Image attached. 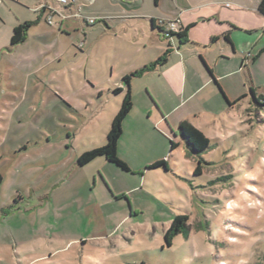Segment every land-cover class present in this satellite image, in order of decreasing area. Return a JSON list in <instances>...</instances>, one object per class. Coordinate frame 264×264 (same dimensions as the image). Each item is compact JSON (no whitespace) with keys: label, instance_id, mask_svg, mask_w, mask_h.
Listing matches in <instances>:
<instances>
[{"label":"rangeland","instance_id":"rangeland-1","mask_svg":"<svg viewBox=\"0 0 264 264\" xmlns=\"http://www.w3.org/2000/svg\"><path fill=\"white\" fill-rule=\"evenodd\" d=\"M3 1L0 264H263L264 98L258 104L252 90L264 96V59L236 72L239 55L218 64L219 74L233 71L218 78L232 105L215 86L190 102L168 90L165 105L177 110L169 116L173 130L149 117L152 101L140 89L118 154L130 171L104 157L78 164L81 153L106 143L127 93L115 83L120 57L133 55L123 47L104 57L98 38L104 20L123 15L125 28L140 34L137 14L195 10L211 0H69L77 17L63 27L57 17L54 25L42 19L16 46L10 39L17 17L25 12L35 20L36 13ZM49 3L65 9L59 0ZM87 31L96 44L90 53ZM183 120L210 138L202 157L188 152L178 129ZM170 139L181 144L171 150ZM158 160L167 167L148 169ZM180 214L189 215L190 231L168 245L165 232Z\"/></svg>","mask_w":264,"mask_h":264},{"label":"crops","instance_id":"crops-1","mask_svg":"<svg viewBox=\"0 0 264 264\" xmlns=\"http://www.w3.org/2000/svg\"><path fill=\"white\" fill-rule=\"evenodd\" d=\"M29 1L15 0L14 3L21 4L20 7L24 6L36 13L35 20L38 19V23L42 19L47 22L46 10L40 7L42 4H50L49 0H36L37 3L33 4L34 7L32 9L28 7ZM260 1L211 0L209 2L212 6H218L222 2L227 4L232 2L235 4V8L230 10L225 8L216 9L208 6V4L195 8V10L190 8L167 10L160 15L140 13L137 14V17L144 21L140 28V34H138L137 27H135L136 30L134 31L130 30V28H125V25L122 24L123 22H120L124 19L123 15H117L112 18L114 23L106 19L104 20L106 28H98L99 50L104 57H107L108 53L117 52L123 47L124 49L126 47L131 49L133 57H120L122 66L118 69L120 74L119 81L115 83L116 88L122 93L130 89L132 96L137 94L140 89H144V94L151 98L152 101L146 105V112L149 117L155 119L156 124L164 127L166 125L173 130V126L169 123V116L177 110H175L176 107L170 108L165 105V95L168 90H174V92L182 96L184 102H190L201 90L209 88L215 90L213 86L221 87L223 90L218 78L233 71L228 73L223 71L219 74L216 70L220 62H229L233 55H239L241 59L238 68L234 70L236 72L244 69V66L250 70L249 64L255 66L264 59V14L258 10ZM71 8H75V13L71 11ZM5 13L3 9H0L1 16H5ZM61 13L67 15L64 20L57 17L61 27L69 18L77 17L74 3H72L69 10L65 8ZM28 18L25 12H21L13 25V29L26 21H33V19ZM153 19L157 23H159L160 19H179V24L182 28L189 26L188 41L182 43L177 35H173L172 38H166L163 30L153 23ZM90 27L93 28L94 24H91ZM195 28L198 29L196 33L193 32ZM29 31L22 43L28 39ZM226 34L229 35V39ZM84 35V43L90 53L96 44L92 40L89 31ZM213 38H215L214 41ZM139 40L145 42H143L142 48L138 50L135 45ZM167 50H170L167 61L157 63L145 73L133 77L129 84L123 81L126 74L152 64ZM112 66V73L114 74L116 68L113 62ZM210 68L212 72H210ZM135 79H141L142 81L135 82ZM215 79L218 80L220 87L215 82ZM216 93L215 96L219 98V94ZM205 107L208 110L212 109L208 101H206ZM132 110L123 123V135L118 143V154H120L124 132L130 121H132ZM194 126L200 129L199 126ZM152 163H149L148 166Z\"/></svg>","mask_w":264,"mask_h":264},{"label":"trees","instance_id":"trees-1","mask_svg":"<svg viewBox=\"0 0 264 264\" xmlns=\"http://www.w3.org/2000/svg\"><path fill=\"white\" fill-rule=\"evenodd\" d=\"M258 10L262 14H264V0L260 1ZM37 23H38V19L33 20V21H26L23 24H20L14 27L13 33L10 39V45L16 46L22 43L26 39L29 29ZM153 23L156 24V21L154 19H153ZM188 31H189V26L182 28L179 32L172 31L171 33L172 35L179 36L181 42L184 43L188 41ZM226 37L229 39L228 34H226ZM214 39L215 38H213V41ZM169 52L170 50L165 51V53H163V55H161L152 64H149L141 68L140 70H136L134 72L126 74L123 78V81L129 84L133 77L139 76L145 73L157 63L167 61ZM209 70L210 72H212L211 68ZM215 82L220 87L217 79H215ZM221 91L224 94L225 98L227 99L228 103L232 105L233 103L227 98L224 91L222 89ZM252 94L254 96V100L258 104H260V101L262 98H264V96L263 95L258 96L254 90H252ZM132 108H133V97H132L131 90L129 89L125 95V98L118 112L115 114V116L112 119L110 129L107 133L106 143L104 145L92 148L90 150H87L81 153L80 156L78 157V164L80 166H84L90 163L91 161L97 159L98 157H104L106 158L107 161L115 163L117 166L121 167L123 170L130 171L128 164L123 159H121L118 155V143L123 135V123L125 119L127 118V116L129 115V113L131 112ZM178 129H179V134L181 135V137L187 144L189 153H193L194 155L202 157V154L209 150L210 138L202 130L194 126L191 122H189L188 120L181 121ZM170 143H171V150H174L177 146L180 145V142H177L173 139H170ZM202 163H203L202 159L198 160V164L195 169L196 173L198 174L201 173ZM156 167H167V163L165 160H158L149 166V168H156ZM2 183H3V175L0 172V186ZM188 219H189L188 214H180V215H177L173 219L170 226L165 232V240L168 245H172L173 238L177 234L183 232L186 235H188L190 231V225L188 224ZM141 264H146V263L142 262Z\"/></svg>","mask_w":264,"mask_h":264},{"label":"built area","instance_id":"built-area-1","mask_svg":"<svg viewBox=\"0 0 264 264\" xmlns=\"http://www.w3.org/2000/svg\"><path fill=\"white\" fill-rule=\"evenodd\" d=\"M60 3L65 5V8L67 10L70 9V7L72 6V3L69 0H59ZM3 2V0H0V4ZM40 8H43L46 10V14H47V23L50 25H54L56 24L54 18L56 17H60L62 20H64L65 18H67V15L62 14L61 11L56 8L53 5L50 4H42ZM91 22H95V19H90ZM160 24H164L165 25V29H164V35L166 38H170L172 35V31L175 32H179L181 30L180 28V24H179V19H173V20H166V19H160L159 20Z\"/></svg>","mask_w":264,"mask_h":264},{"label":"flooded vegetation","instance_id":"flooded-vegetation-1","mask_svg":"<svg viewBox=\"0 0 264 264\" xmlns=\"http://www.w3.org/2000/svg\"><path fill=\"white\" fill-rule=\"evenodd\" d=\"M156 24L163 30V34H164L165 25L164 24L157 23V22H156ZM180 28L182 29L181 26H180Z\"/></svg>","mask_w":264,"mask_h":264},{"label":"water","instance_id":"water-1","mask_svg":"<svg viewBox=\"0 0 264 264\" xmlns=\"http://www.w3.org/2000/svg\"><path fill=\"white\" fill-rule=\"evenodd\" d=\"M173 37V35H171V37L170 38H172Z\"/></svg>","mask_w":264,"mask_h":264}]
</instances>
